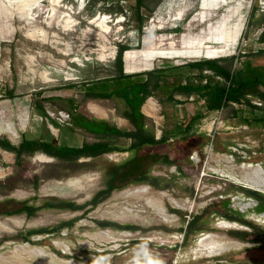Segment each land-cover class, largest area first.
<instances>
[{
	"label": "rangeland",
	"instance_id": "rangeland-1",
	"mask_svg": "<svg viewBox=\"0 0 264 264\" xmlns=\"http://www.w3.org/2000/svg\"><path fill=\"white\" fill-rule=\"evenodd\" d=\"M29 1L0 0L1 137L14 145L27 138L61 146L110 139L127 146L131 139L78 125L74 108L113 126L134 128L124 116L128 106L121 96H97L122 84L110 78L118 74L115 57L121 45L130 47L123 53L126 81L140 74L151 87L161 75L159 87L141 105L147 129L154 136H176L170 143L188 135L187 126L207 136L201 152L191 157L190 149L178 143L170 149L179 170L167 164L152 168L161 187L127 184L96 205L91 200L105 186V165L125 160L126 152L73 162L25 152L17 163L15 153L0 147V203L12 198L37 206L47 201L83 205L42 207L30 216L0 214V264H97L101 258H106L103 264H264V211L257 209L264 205V193L233 173L240 167L264 168V123L222 125L238 114L243 119L241 114L250 111L242 110L246 101L207 111L197 94L180 95L181 103L168 98L175 84L200 81L187 63L203 58L235 55L225 62L233 73L241 70L243 79L264 82V53L257 52L264 48L258 39L264 0H143L139 42L134 0ZM258 87L264 90L263 84ZM246 98L252 103L249 94ZM261 102L251 108L257 117H264ZM230 136L236 144L223 152L221 140ZM246 203V222L225 217L240 215L238 208ZM103 221L137 228L103 226ZM188 221L193 223L185 236ZM63 222L70 225L23 238L28 230Z\"/></svg>",
	"mask_w": 264,
	"mask_h": 264
},
{
	"label": "trees",
	"instance_id": "trees-1",
	"mask_svg": "<svg viewBox=\"0 0 264 264\" xmlns=\"http://www.w3.org/2000/svg\"><path fill=\"white\" fill-rule=\"evenodd\" d=\"M134 1V16L137 22L136 31L138 34L137 41L139 42L142 26L144 25L146 17L142 13V8L144 7L143 0ZM260 22H264V16L261 17ZM258 39L261 43H264V27L261 30ZM128 49H130L129 45H121L119 47L115 57L118 74L110 77L116 80L118 79L122 83L121 86L113 91L97 93V96L109 97L112 94L121 96L128 106V111L125 112L124 116L129 119L134 128L127 130L113 126L103 119L87 117L79 113L77 107H74L76 110L75 115L78 125L91 132L113 135L116 138L123 137L125 139H131L128 146L118 147L111 143L110 139L84 142L80 146H61L49 140L27 138L22 139L18 144L14 145L8 139L0 136V147L15 153L17 163L25 152L34 153L40 151L50 157L61 159L66 162H73L80 158H95L111 151L132 152V156L122 162H109L105 165V186L94 195L91 200L93 205H96L99 201L109 196L114 189L121 188L127 184L142 182L155 187H161L159 184L161 177L151 174L152 166L158 163L173 165L175 160L170 159L168 153L165 151V148H168L170 145L167 142V136L162 134L159 138H155V136L147 129L145 125L146 115L141 111V105L146 98L152 96L153 91L159 87V79L161 78V75H157V79L151 87L148 77H143L140 74L135 76L132 75L131 78L133 79L126 81V79L130 78V75L123 71V53ZM257 52L264 53V48ZM235 57V55H232L230 58H203L187 63L189 67L198 71L195 76L196 78H199L200 81L194 83L189 80L184 83L179 82L175 84L168 95L169 100H172L175 103H181L182 101L175 99L174 95L180 94L188 98L192 94H197L205 100L207 111H216L231 103L239 104L242 101L248 103V105H245L244 109H242L243 111L248 109L252 110L251 108L257 107L246 97L249 94L264 100V90H261L258 87L259 85H264V82L261 83L258 79L252 81L243 79L241 70L233 73L230 70L229 65L225 62L230 61ZM205 70L210 73H206ZM9 96H12V93H9ZM70 100L73 101V99ZM244 118L247 119L245 116ZM263 118V116H254L248 121L250 122L251 120L255 123H262ZM188 129V126L185 127V130ZM149 147H152V149L150 150ZM33 185L34 187L37 186V177L33 179ZM252 194L259 197V193L255 190L252 191ZM28 202V200L7 199L0 203V214L26 213L30 216L42 207H57L61 209L68 208L76 210L83 206L72 201H58L56 203L47 201L39 206L29 204ZM228 205L229 203L226 202L225 207L230 210ZM257 209L263 211L264 205H259ZM225 217L230 220H234L235 218L234 214L225 215ZM192 223L193 221L187 222V230H184L185 236L189 234L188 230L189 232L191 231L188 227L191 226ZM100 224L103 226H112L114 228H137L134 226L119 225L117 223L104 221L100 222ZM66 225H70V222H63L52 228L28 230L23 238L27 239L30 234L52 232L55 230L58 231L60 228L66 227ZM261 235L263 238L264 230L261 231ZM235 236H238L241 240L244 239V235L241 233H237Z\"/></svg>",
	"mask_w": 264,
	"mask_h": 264
},
{
	"label": "crops",
	"instance_id": "crops-1",
	"mask_svg": "<svg viewBox=\"0 0 264 264\" xmlns=\"http://www.w3.org/2000/svg\"><path fill=\"white\" fill-rule=\"evenodd\" d=\"M222 1V0H221ZM153 95V94H152ZM179 96H180V94H176V95H174V98H176V99H178V100H180L179 99ZM182 96H184V95H182ZM251 97H256V96H253V95H250ZM152 96H149V98H151ZM185 97V99H187V97L186 96H184ZM148 98V97H147ZM148 98V99H149ZM148 107H150L149 105H148ZM246 114V112L245 113H243V114H241V116H245L247 119H245V118H243V119H240V117H239V114H238V116H237V118L236 117H234V118H232L231 120L230 119H226V120H222V125H224V123H226L227 125L229 124V125H231V127L234 125L235 126V124L237 123L238 124V128H243V127H246V126H251L252 124H254L255 122L254 121H251L250 120V122L248 121L249 119H251V117H254V116H256V115H254V113H252V110H250V111H248V113H247V115H245ZM231 123V124H230ZM259 123H261V122H259ZM262 123H264V118H263V121H262ZM228 125V126H229ZM184 130H185V128H184ZM185 131H189L188 132V135H182L179 139H177V141L175 142V143H170V141L172 142L175 138H177L176 136H175V138H173V137H170L169 139H167V142L170 144L169 146H168V149H167V153H168V155L170 156V149H173V150H175L174 149V147H176V144L178 143V147L180 146V147H182L183 148V150L187 147V148H189L190 150L189 151H191L190 153H189V157H191L192 156V154H193V152L195 151L196 153H199V152H201V150H202V147L204 146V144H205V142H206V140H205V136H207L206 135V133H198V132H192V131H190V129H188V130H185ZM238 131H240L239 129H238ZM162 134V133H161ZM161 134L160 135H155V138H159L160 136H161ZM165 135V134H164ZM188 136H189V138H188ZM130 144V143H129ZM128 144V145H129ZM236 144V142L234 141V138H233V136H230V139H228V140H225V141H222L221 140V147L223 148L222 150H223V152H226V151H229V149H231L232 148V146L233 145H235ZM127 145V146H128ZM203 145V146H202ZM126 147V146H125ZM191 147V148H190ZM181 149V148H180ZM124 152H126L127 153V157L125 158V159H128L130 156H132V152H130V151H124ZM124 161V160H123ZM122 162V161H121ZM177 162L178 163H180L179 162V160H177V161H175V163L173 164V165H175V167H176V169H180V167L179 166H177L178 164H177ZM158 165H160V163H158V164H154L153 166H152V168H154L155 166H158ZM250 165H252V164H248V165H245V164H242L241 166H250ZM254 166V165H253ZM152 170V169H151ZM238 208V207H237ZM239 209H241L240 207L238 208V211H239ZM249 209V205H246V209H244V212L246 211V210H248ZM240 212V211H239ZM244 212H240L241 214L242 213H244ZM227 221V220H226ZM229 222V221H228ZM234 222V221H233ZM233 222H231V223H233ZM236 223V222H235Z\"/></svg>",
	"mask_w": 264,
	"mask_h": 264
},
{
	"label": "bare ground",
	"instance_id": "bare-ground-1",
	"mask_svg": "<svg viewBox=\"0 0 264 264\" xmlns=\"http://www.w3.org/2000/svg\"><path fill=\"white\" fill-rule=\"evenodd\" d=\"M228 1H230V0H222V2H224V3L225 2H228ZM262 170H260L259 168L257 169V168H251V167H240L239 169L235 170L233 173H236L237 179L240 180L243 184L249 186L250 188L256 189V190L261 191V192L264 193V173H263L264 172V169L262 168ZM261 174H263V175H261ZM248 204L246 203L244 205H241L240 208L243 209ZM156 210L157 211H160V208L157 206L156 207ZM160 213H159V215H160ZM223 225H226L227 226V223L226 222H223ZM229 246H231V244H229V245L227 244L224 247H229ZM219 248H221V247H219Z\"/></svg>",
	"mask_w": 264,
	"mask_h": 264
},
{
	"label": "flooded vegetation",
	"instance_id": "flooded-vegetation-1",
	"mask_svg": "<svg viewBox=\"0 0 264 264\" xmlns=\"http://www.w3.org/2000/svg\"><path fill=\"white\" fill-rule=\"evenodd\" d=\"M262 167V166H261ZM263 168V167H262ZM264 169V168H263ZM230 205V204H229ZM228 205V206H229ZM227 209V208H226ZM249 210V209H248ZM247 210V211H248ZM259 211V210H258ZM264 211V210H263ZM262 212V211H261ZM247 213H250V211H248ZM234 216H235V218H234V221H241V222H246V216L242 213V214H240V215H235L234 214Z\"/></svg>",
	"mask_w": 264,
	"mask_h": 264
},
{
	"label": "built area",
	"instance_id": "built-area-1",
	"mask_svg": "<svg viewBox=\"0 0 264 264\" xmlns=\"http://www.w3.org/2000/svg\"><path fill=\"white\" fill-rule=\"evenodd\" d=\"M205 71H207V70H205ZM219 78V77H218ZM221 80H223L222 78H220ZM253 99H252V103L253 104H256V105H260L262 102V99H260V98H258V97H252ZM220 110H222V108L220 109Z\"/></svg>",
	"mask_w": 264,
	"mask_h": 264
},
{
	"label": "clouds",
	"instance_id": "clouds-1",
	"mask_svg": "<svg viewBox=\"0 0 264 264\" xmlns=\"http://www.w3.org/2000/svg\"><path fill=\"white\" fill-rule=\"evenodd\" d=\"M106 260V258H101L100 260L97 261V264H103V262Z\"/></svg>",
	"mask_w": 264,
	"mask_h": 264
},
{
	"label": "water",
	"instance_id": "water-1",
	"mask_svg": "<svg viewBox=\"0 0 264 264\" xmlns=\"http://www.w3.org/2000/svg\"><path fill=\"white\" fill-rule=\"evenodd\" d=\"M260 166V165H259ZM261 167V166H260ZM261 169H262V167H261ZM256 190V189H255ZM258 191V190H257ZM261 192V191H260ZM263 193V192H262ZM254 201V200H253ZM235 204H233L232 206H234ZM244 209H246V207L245 208H243V209H239V211L240 212H244Z\"/></svg>",
	"mask_w": 264,
	"mask_h": 264
}]
</instances>
